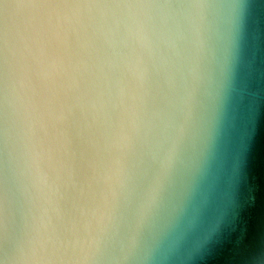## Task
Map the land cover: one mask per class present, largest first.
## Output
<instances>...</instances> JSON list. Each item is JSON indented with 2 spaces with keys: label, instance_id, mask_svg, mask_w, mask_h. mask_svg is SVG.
<instances>
[{
  "label": "clouds",
  "instance_id": "9594fccd",
  "mask_svg": "<svg viewBox=\"0 0 264 264\" xmlns=\"http://www.w3.org/2000/svg\"><path fill=\"white\" fill-rule=\"evenodd\" d=\"M264 0H0V264H264Z\"/></svg>",
  "mask_w": 264,
  "mask_h": 264
},
{
  "label": "water",
  "instance_id": "95a60500",
  "mask_svg": "<svg viewBox=\"0 0 264 264\" xmlns=\"http://www.w3.org/2000/svg\"><path fill=\"white\" fill-rule=\"evenodd\" d=\"M258 158L264 160V138L261 139V142L258 145Z\"/></svg>",
  "mask_w": 264,
  "mask_h": 264
}]
</instances>
